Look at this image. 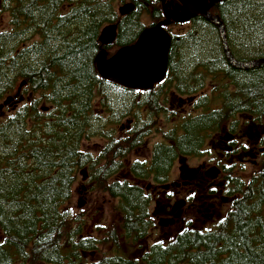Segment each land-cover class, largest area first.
Masks as SVG:
<instances>
[{"label": "trees", "instance_id": "1", "mask_svg": "<svg viewBox=\"0 0 264 264\" xmlns=\"http://www.w3.org/2000/svg\"><path fill=\"white\" fill-rule=\"evenodd\" d=\"M123 1L1 0L10 23L0 32V101L10 109L0 121V264H264V133L257 140L259 168L246 181L221 166L234 199L212 228H186L151 244L138 260L119 253V239L135 244L154 228L141 182L166 183L178 158H200L223 130L237 135L244 124L264 127V65L233 68L216 25L202 16L173 24L178 32L166 28L167 71L153 89L130 91L102 79L97 55L133 44L160 20L154 0H128L133 10L119 16L116 4ZM142 13L151 15L150 25ZM210 13L222 22L234 60L264 58V0H223ZM110 24L115 39L102 45L100 33ZM196 93L198 113L161 132L148 160L127 163L146 137L160 132L157 120L168 119L170 94ZM128 117L135 123L124 136L108 129ZM92 137L103 141L96 155L82 151ZM84 168L118 214L119 228L101 239L84 236L83 222L65 207ZM124 170L133 181L118 179ZM107 241L111 255L86 259Z\"/></svg>", "mask_w": 264, "mask_h": 264}, {"label": "rangeland", "instance_id": "2", "mask_svg": "<svg viewBox=\"0 0 264 264\" xmlns=\"http://www.w3.org/2000/svg\"><path fill=\"white\" fill-rule=\"evenodd\" d=\"M130 3L128 0H124L122 3L116 4V11L119 7L124 4ZM1 0H0V32L9 30L10 17L7 11H2L1 9ZM151 8H155L159 10V3L154 6L151 5ZM150 8V9H151ZM152 11V10H151ZM150 11V12H151ZM141 21L144 25L148 26L152 23V18H150L149 13H142ZM173 32H178L180 29L178 27H171ZM117 49L115 47H111V49L104 53L105 57L108 58L112 55ZM208 92V89L205 90ZM167 98L166 109L168 114V119L161 118L157 120V126L160 129L158 133H152L148 137L145 138L143 144L134 149L126 158V162L133 161H146L150 157L151 149L155 143L163 141L161 132L169 131L174 127L177 120H180L182 117H187L195 114L196 110L193 109V105L198 99V93L192 96H179L182 100L192 97V103L186 104L184 107L182 104L181 107L177 105V97L172 96ZM22 100V99H21ZM118 100V98H117ZM2 105V101H0V106ZM6 106H2L0 109V121H3L10 108H5ZM13 109V108H12ZM144 114L142 112L141 117ZM135 123L134 118L128 117L124 118L118 124L114 126H109L108 129L113 128L115 130V134L117 136H124L125 132L133 127ZM226 133L228 135H233L228 132V130L221 131L219 134L213 136L205 145L206 153L198 158V161L195 158H190L188 163L195 164L196 162L201 163H210L207 166V171L213 169V165H220L223 167L224 173H228L229 176H237L241 178L243 181H246L254 172H256L259 168V164L261 161V154L263 151H260L257 147V140L260 137V133H264V127L262 125L256 127H250L248 129L247 124L243 125L237 133L239 137V143L244 145V155L240 157V159L235 158L232 162L226 158L225 160H221L215 152L213 151L214 142L220 136H225ZM103 145V141L101 138L92 137L89 140H86L82 144V151L89 152L91 154L96 155L99 148ZM180 164L178 161H175L172 169L170 171L169 180L178 182L179 181V172L178 167ZM124 172V173H123ZM118 179H125L128 181H133L130 176L126 173V171H122V174L118 176ZM141 185L147 190L150 194L153 190L152 184L147 182H141ZM156 192H159L160 188H155ZM201 204V203H200ZM114 201L105 193L104 191H96L93 189V183L90 182L88 178L87 170L81 169L76 172L75 181L72 186V196L70 202L66 204L67 210L71 212L72 217H77L83 222V235L86 237H94L101 239L105 232L110 228L118 227V214L114 211ZM206 206H198L197 209L188 210L187 206L180 208V219L174 222L171 226L169 225H160L157 219H153L154 228L149 232L148 236L135 244L124 242L123 239H119L117 241V246L119 249V253L138 260L140 256L146 251V249L155 242L166 243L170 239H172L178 230L181 228H190V229H198V230H206L210 229L214 226V224L222 218L230 209L231 204H221L218 206L219 210H214L213 212L206 213L204 210ZM156 206H154L153 202L150 204V213L154 211ZM119 228V227H118ZM116 234H119V230L114 229ZM112 252V242L107 241L105 243H101L99 249L94 253H90L86 256V259L89 261H94L98 257L102 255H111ZM33 264H42L40 262H34Z\"/></svg>", "mask_w": 264, "mask_h": 264}, {"label": "water", "instance_id": "3", "mask_svg": "<svg viewBox=\"0 0 264 264\" xmlns=\"http://www.w3.org/2000/svg\"><path fill=\"white\" fill-rule=\"evenodd\" d=\"M219 1L223 0H182L180 11H165V20L153 27L145 28L133 44L117 49L108 58L104 53H99L96 57L97 73L102 79L125 90L147 91L152 89L154 85L164 79L167 70L170 36L164 27L169 25L170 21L178 24L187 23L196 16H202L216 25L224 54L233 68L249 70L263 66L264 58L243 63L231 57L225 42L223 24L219 17L210 13V10ZM132 10L133 4L128 3L119 7L117 11L120 16H125ZM115 36L116 26L110 24L102 29L99 41L102 45H109L114 41ZM7 103L8 100L4 101L2 105ZM188 171L186 179L189 181L192 179L194 171ZM208 172L209 176L214 178L219 170L213 168Z\"/></svg>", "mask_w": 264, "mask_h": 264}, {"label": "flooded vegetation", "instance_id": "4", "mask_svg": "<svg viewBox=\"0 0 264 264\" xmlns=\"http://www.w3.org/2000/svg\"><path fill=\"white\" fill-rule=\"evenodd\" d=\"M154 1L156 5L157 3H159L160 7L159 10L156 9V13H158L160 18V20L156 24L165 20V11L178 12L180 11L183 3L182 0ZM149 16L151 18L150 14ZM173 24L175 23L170 21V24L164 28L168 29ZM175 97H177L178 99L177 105L179 107H181L182 104L184 105V107H186L188 104H193L194 102L192 101V97L185 100H182L179 96ZM197 113L198 112L196 111L195 114ZM190 115H192L191 112ZM238 141L239 137L236 134L229 136L228 133H226L225 136L218 137V139L213 143L214 146L212 149L222 161L227 158L229 162H232V160H234L235 158L240 159L241 155H244V145H242ZM189 159L190 158H178L176 160L180 164V166L178 167V182L170 181L168 178V181L162 185H152L154 188L150 193L151 202H153L156 208L151 213V217L153 219H157L160 225L171 226L174 222L183 220L180 219V208L184 206H187L188 210L197 209L198 211V206L205 205L206 207L202 211L209 213L219 208L218 206H220L221 204H232L233 202L234 197L230 196L227 191V181L225 178H223L222 167L220 165H213V168L218 169L219 172L216 177L212 178L209 176V172L206 169L210 163L196 162L195 164L191 165L190 163H188ZM195 159L198 161V158ZM188 170L194 171V175L189 181L186 179L189 173ZM157 187L161 189L159 192H156L155 188ZM185 229L186 227L181 228L177 231L176 234L182 232Z\"/></svg>", "mask_w": 264, "mask_h": 264}, {"label": "bare ground", "instance_id": "5", "mask_svg": "<svg viewBox=\"0 0 264 264\" xmlns=\"http://www.w3.org/2000/svg\"><path fill=\"white\" fill-rule=\"evenodd\" d=\"M201 145V144H200ZM151 204V203H150Z\"/></svg>", "mask_w": 264, "mask_h": 264}]
</instances>
